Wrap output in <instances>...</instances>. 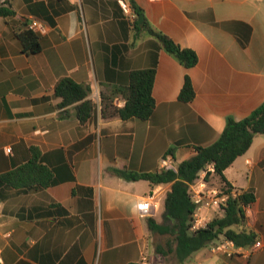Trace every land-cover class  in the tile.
Segmentation results:
<instances>
[{"label": "crops", "instance_id": "obj_1", "mask_svg": "<svg viewBox=\"0 0 264 264\" xmlns=\"http://www.w3.org/2000/svg\"><path fill=\"white\" fill-rule=\"evenodd\" d=\"M133 1L151 27L193 50L197 62L183 66L118 0H0L13 11L0 17V174L31 159L50 173L45 186L0 185V264H140L142 252L150 264H164L147 218L161 221L170 183L126 180L113 169L153 173L170 149L175 168L195 147L213 143L227 117L242 119L264 101V0ZM32 21L40 48L24 53L15 29ZM149 68L148 119L102 118L94 106L80 121L77 104L61 107L54 94L68 77L98 89L107 103L120 97L113 91L131 71ZM185 77L190 101L179 99ZM223 173L253 195L239 228L256 238L231 256L209 243L183 264H264V133ZM151 193L142 213L137 204ZM221 214L201 211L208 221Z\"/></svg>", "mask_w": 264, "mask_h": 264}, {"label": "trees", "instance_id": "obj_2", "mask_svg": "<svg viewBox=\"0 0 264 264\" xmlns=\"http://www.w3.org/2000/svg\"><path fill=\"white\" fill-rule=\"evenodd\" d=\"M128 2L136 16L142 13V9L133 0ZM12 14L11 9L0 4V17ZM137 20L136 17L135 25ZM141 27L155 36L160 46L183 66L190 67L197 62V56L193 50L180 47L170 37L151 27L145 19ZM15 35L24 53H35L39 50V36L28 26L15 29ZM153 78V68L131 71L128 83L113 91V95H119L124 100L122 106L115 105L112 96L107 103L101 96L102 118L148 119L154 108V99L151 94ZM90 93L88 84L77 83L68 77L59 79L54 85V94L60 98L59 106L77 104V116L80 121L88 118L93 111L94 103L89 98ZM193 96L192 84L188 77H185L179 99L190 101ZM262 133H264V101L242 119L235 120L227 117L221 134L213 143L195 147V153L178 162L175 168L169 167L153 173L113 169L114 173L126 180L145 179L152 185L170 183L165 196L161 221H157L154 217L147 218L150 233L160 238V241L155 243L154 251L163 257L164 264H183L196 250L224 238L231 239L236 246H247L255 240V233L239 228L245 219L244 207L253 201V195L245 191H241L234 198L228 197L221 204L222 214L214 215L205 227L190 231L195 204L189 192V185L198 178L200 171L212 164L213 174L218 178L219 185L226 190L233 188L224 176V169L247 150L256 134ZM166 154H172V150L170 149ZM209 174L210 172H206V175ZM49 182V171L37 164L35 159L0 174V185L16 188L45 186Z\"/></svg>", "mask_w": 264, "mask_h": 264}, {"label": "built area", "instance_id": "obj_3", "mask_svg": "<svg viewBox=\"0 0 264 264\" xmlns=\"http://www.w3.org/2000/svg\"><path fill=\"white\" fill-rule=\"evenodd\" d=\"M119 5L122 7L123 11L128 14L131 18L136 19V14L132 11L130 4L126 0H118ZM28 28L33 30L34 32L39 30V24L37 21H32ZM91 100L94 103V106L97 107L98 110H100L101 107V96L98 89L93 88L91 91ZM113 103L117 106H122L124 103V100L120 97L114 98ZM6 152H10V148H6ZM171 164V156L170 154H165L162 159L160 160L159 168L158 170L169 168ZM206 172H213V165L209 164L207 165L201 173H203V176L200 179V182L198 185L194 187L193 183L189 185V192L192 198V201L195 204L194 211L192 213V219L190 222V231H195L197 229H200L202 227H205L208 220L201 215V211L203 208H217L220 209L221 204H223L228 197H236L240 192L236 190L235 188H231L230 190H226L222 188L220 185L218 186H208L206 183V180L204 178V175ZM153 197V194H147L143 197H141L140 201L137 204L138 209L142 213H148L150 201ZM249 205V204H248ZM246 205V206H248ZM245 206V207H246ZM260 245L259 241H256L253 244L254 249L256 246ZM211 248L215 251H222L226 255L231 256L233 253H235L237 247L235 243L231 239L224 238L221 241H218L216 243H213L211 245ZM140 264H150L148 254L146 252L141 253L140 257Z\"/></svg>", "mask_w": 264, "mask_h": 264}, {"label": "rangeland", "instance_id": "obj_4", "mask_svg": "<svg viewBox=\"0 0 264 264\" xmlns=\"http://www.w3.org/2000/svg\"><path fill=\"white\" fill-rule=\"evenodd\" d=\"M202 176H203V173L200 172L198 174V178L194 181V183L198 185ZM204 177H205V180L208 186L219 185L218 178L215 176V174H209V175L205 174ZM217 211H219V209H217ZM156 240L160 241V238H157Z\"/></svg>", "mask_w": 264, "mask_h": 264}, {"label": "water", "instance_id": "obj_5", "mask_svg": "<svg viewBox=\"0 0 264 264\" xmlns=\"http://www.w3.org/2000/svg\"><path fill=\"white\" fill-rule=\"evenodd\" d=\"M137 19H138V23H142V21H143V19H144V16H143V14L141 13V14H139L138 16H137Z\"/></svg>", "mask_w": 264, "mask_h": 264}]
</instances>
